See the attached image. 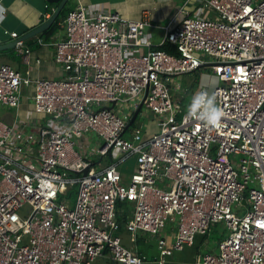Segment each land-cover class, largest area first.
Segmentation results:
<instances>
[{
	"label": "built area",
	"instance_id": "1",
	"mask_svg": "<svg viewBox=\"0 0 264 264\" xmlns=\"http://www.w3.org/2000/svg\"><path fill=\"white\" fill-rule=\"evenodd\" d=\"M5 13L0 0V20ZM178 14L161 41L176 45L172 53L145 36L147 10L130 18L80 1L57 21L62 35L37 37L53 46L61 77L0 63V113H14L0 118V264H92L106 253L115 264H148L122 228L132 240L158 235L156 261L166 264L220 221L229 232L218 251L195 254L194 264H264V0H186ZM5 32L31 64L25 39ZM203 65L220 80L218 127L187 118L181 78ZM149 111L156 123L145 130L138 116ZM91 131L104 139L92 152L110 158L100 169L75 147L88 149ZM132 154L125 182L120 165ZM124 200L127 221L117 216ZM236 202L247 209L235 211ZM174 222L169 242L163 232Z\"/></svg>",
	"mask_w": 264,
	"mask_h": 264
},
{
	"label": "crops",
	"instance_id": "2",
	"mask_svg": "<svg viewBox=\"0 0 264 264\" xmlns=\"http://www.w3.org/2000/svg\"><path fill=\"white\" fill-rule=\"evenodd\" d=\"M80 1L88 7L89 12L96 10H114L130 18H141L145 10H147L152 16L153 24L146 28L145 36L150 38L154 45H159L165 34V27L170 23L171 25H176L180 22L181 14H178V8L186 0H73L70 5H67V0L63 9H67V13L69 9L73 8ZM2 2L6 8V13L0 20V43L13 39L7 35L5 29L16 30L22 36L51 16L60 3L52 2L50 0H2ZM43 33L44 32H40L24 38L26 45L31 48V64L28 65L24 62L22 54L19 53L15 47H13L14 51H16L15 55L10 53L9 56H1L3 54L0 52V63L8 62L23 71L29 69L33 77H61L64 70L54 59L53 46L40 44L37 41V37H45V34ZM53 34L55 36L62 35L63 29L58 28ZM53 34L50 37L45 38H51ZM38 58L40 61H37ZM24 103L30 105L31 101L24 98L23 105ZM8 111H10V109L4 107L1 112L7 113ZM153 122L156 123L155 118L153 119ZM109 160V157L108 160L106 158L105 163L103 164V157H100L94 160V166L96 169H100L105 166ZM204 238L205 236L198 235L192 245H188L182 250L174 251L168 256L167 264H194L195 252L194 254L191 253V255L190 252H193V247L197 246V244L203 241ZM100 258L108 261L110 264H115L109 253H106Z\"/></svg>",
	"mask_w": 264,
	"mask_h": 264
},
{
	"label": "rangeland",
	"instance_id": "3",
	"mask_svg": "<svg viewBox=\"0 0 264 264\" xmlns=\"http://www.w3.org/2000/svg\"><path fill=\"white\" fill-rule=\"evenodd\" d=\"M72 1L73 0H68L67 5H70ZM0 52L1 54H3L1 56H6V55L9 56L10 53L12 55L16 54V51H14L13 46L0 50ZM0 61H1V57H0ZM202 77H204V79H202ZM207 77L216 78L217 83L215 84V87L210 88V89L208 88ZM219 82H220L219 76L214 72L213 68L210 65H203L192 72L184 73L181 78V83H182V90H183L182 94L185 95L186 106H188L191 103L192 96L195 94L197 88L201 84L205 85L210 92L214 93V90L216 86L219 84ZM33 91L34 89L32 86H25L23 89V98L28 100V96L32 94ZM24 105L27 106V108L32 107V103L30 105L28 103H24ZM117 107L119 108L120 104H118ZM13 117H14L13 110L8 111L7 113H3V112L0 113V118L9 123L12 122ZM40 118L42 121H45V123L47 124L51 123L50 117L46 115H42L40 116ZM154 118H156V116L151 111H149V115L147 116H142L141 114L138 116V120L142 121L145 130H148V129L151 130L152 127H155V123L153 122ZM86 136L89 137V141H87L89 143V145L87 146L88 149L82 148L78 142L75 144L76 149H78L83 154H85L86 151L88 150V152L85 155L89 159L95 160V159L100 158L101 154L97 152H92V149L94 146H95L94 148H96L97 144L103 143L104 139L100 135H98L96 132H93V131L87 133ZM242 157H243V154H240V153L235 155V158L237 159V161H241ZM106 158L108 160V155L103 156V164L105 163ZM136 165H137L136 154L130 155L124 162L121 163L120 169L122 171L123 180L125 182L129 180L130 174L134 171V168L136 167ZM70 192L72 194V198H74L75 191L70 189ZM247 207H248V204L239 205V203L237 202L234 203L233 205L234 210L237 212H241V213L245 211ZM174 225L176 226L173 229V232L170 233V235H168V230L163 232L164 235L167 236L169 242L173 240L174 235L177 232V222H174ZM119 232L122 236L124 244L128 245L129 247H134V248H137L138 245H142L143 251H145V253L148 256V260H149L148 264H157L156 257L160 256V249L158 248V235L152 234L149 232L139 231V234L144 235L143 240L137 239V237L140 236L139 234L137 235L136 240H132L130 232L127 231L126 229L122 228ZM228 232H229V228L227 227L225 222L220 221V222L213 223L211 225V230L207 234L204 235L205 236L204 240L199 242L197 246L193 247L194 250L193 252H190V255L191 253L194 254V252L195 254H198V255H203L204 253H207V252H217L219 249L220 240L222 239V237L227 235ZM93 264H110V263L98 257L93 262Z\"/></svg>",
	"mask_w": 264,
	"mask_h": 264
},
{
	"label": "clouds",
	"instance_id": "4",
	"mask_svg": "<svg viewBox=\"0 0 264 264\" xmlns=\"http://www.w3.org/2000/svg\"><path fill=\"white\" fill-rule=\"evenodd\" d=\"M204 79V77H202ZM208 88L215 87L217 80L215 77H207ZM224 111L216 103V96L209 90H202L195 93L191 98V103L187 108V118L196 119L206 126L218 127Z\"/></svg>",
	"mask_w": 264,
	"mask_h": 264
},
{
	"label": "trees",
	"instance_id": "5",
	"mask_svg": "<svg viewBox=\"0 0 264 264\" xmlns=\"http://www.w3.org/2000/svg\"><path fill=\"white\" fill-rule=\"evenodd\" d=\"M66 11L67 9L64 8L60 13V15L57 17L56 21H54V23L44 31L43 34H45V37H50L58 29L57 21L65 15ZM154 47L163 48L172 53L178 52L176 45L169 40L163 42L162 44L154 45ZM117 208H118V214H117L118 218L122 221H127L128 218L127 214L128 212H130L131 209L130 202L127 200L119 201ZM139 235L140 236H138L139 238L137 237V239L143 240L144 235L143 234H139ZM136 250L138 251V253L146 254L145 251H143L142 249V245H138Z\"/></svg>",
	"mask_w": 264,
	"mask_h": 264
},
{
	"label": "water",
	"instance_id": "6",
	"mask_svg": "<svg viewBox=\"0 0 264 264\" xmlns=\"http://www.w3.org/2000/svg\"><path fill=\"white\" fill-rule=\"evenodd\" d=\"M52 2H60L57 9L51 14V16H49L46 20H44L42 23L36 25L34 28H32L30 31L26 32L24 35H22L21 37L26 38L29 37L31 35H35L37 33L40 32H44L46 29H48L56 20L57 16L59 15V13L61 12V10L63 9L65 3L67 2V0H50ZM16 44V39H12L10 41L7 42H2L0 43V50H3L7 47H14ZM139 109L134 113L132 119L129 122V125L133 123L136 115L138 114ZM88 171V168H86L84 170V172L86 173ZM243 202H246V199H243Z\"/></svg>",
	"mask_w": 264,
	"mask_h": 264
}]
</instances>
